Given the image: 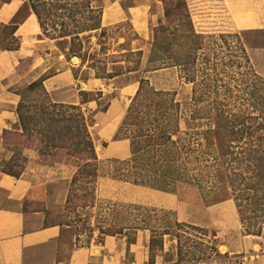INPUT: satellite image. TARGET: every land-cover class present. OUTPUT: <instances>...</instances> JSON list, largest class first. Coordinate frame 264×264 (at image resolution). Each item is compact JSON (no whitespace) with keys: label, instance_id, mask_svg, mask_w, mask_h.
Instances as JSON below:
<instances>
[{"label":"trees","instance_id":"obj_1","mask_svg":"<svg viewBox=\"0 0 264 264\" xmlns=\"http://www.w3.org/2000/svg\"><path fill=\"white\" fill-rule=\"evenodd\" d=\"M83 1V7H87L95 0ZM163 1L164 17L167 20L172 15L186 20L180 26L183 27L184 34L170 38L164 34L166 27H156L145 72L167 67L184 70L186 82L192 84L190 107L188 112L180 109V104L167 98V94L147 89L148 81L141 78L136 94L113 138L127 139L130 147L128 159L115 161L120 165L117 178L165 192H174L179 185L192 187L203 197L216 203L232 200L239 214L243 234L260 236L264 232V79L255 74L245 48L237 40L234 44L235 62L239 64L237 66L244 63L254 76L246 80L244 92L237 94L229 91L232 95L230 104L224 102L226 99L230 100L226 96L207 102L211 93H216L220 98L217 89L220 79L213 75L211 53L209 55V50L205 52L207 45H204L203 35L193 29L186 0H175L170 6L166 4V0ZM28 2L40 29L45 32L40 9H44L46 3L43 0ZM64 6L59 5L56 9H65ZM100 14L101 8L99 19L91 25L75 24L73 29H68L65 23L59 25V38L71 37L73 47L70 51L78 54L72 57L80 58L77 47L81 46V40L78 34L98 29ZM178 27L175 26L174 29L177 30ZM2 28L9 29L11 39L1 50H17L19 41L14 36L17 24ZM228 62L231 65L233 61ZM248 80L252 84H248ZM258 82L262 87L257 86ZM41 84L42 81L38 80L29 84L26 89L35 91L40 88L47 95ZM239 94L247 99L232 108L235 103L233 98ZM79 95L87 94L80 92ZM32 102L35 105H26L21 99L16 113L21 136L28 147L35 148L39 161L64 157L67 162H74L79 155L87 156L83 160L85 163L76 166V172L71 178L65 201L67 210L71 208L72 199L75 198V190L72 188L76 181L81 177H86V184L96 181V174L91 178L87 173L89 163L97 161L88 131L89 115L81 107L87 101L83 99L79 105L50 101L42 105ZM105 110L103 108L101 112ZM186 112V130L180 131L179 116ZM90 194L94 198L92 190ZM116 211L118 215L113 225L100 226L99 233L102 236H135L137 231L149 232L148 264H155L153 249L163 251L165 243L173 239L176 240V262H183L180 242L184 229L199 233L201 245L205 248L199 257L190 258V261L208 262L221 256L215 235L205 229L189 225L187 227L184 223L169 219L171 214L168 212L158 213L156 210L134 205H117ZM222 257L230 258L226 254Z\"/></svg>","mask_w":264,"mask_h":264},{"label":"crops","instance_id":"obj_2","mask_svg":"<svg viewBox=\"0 0 264 264\" xmlns=\"http://www.w3.org/2000/svg\"><path fill=\"white\" fill-rule=\"evenodd\" d=\"M205 1L186 0L191 17L195 19L203 13L201 3ZM208 1L204 17L214 24H219L220 20L229 32L264 34V0ZM26 3L28 0H0V28L14 23L20 10L28 5ZM101 4L102 28L126 23L140 40H150L151 27L164 19L162 0H101ZM14 36L19 41L18 49L0 50V152L5 157L8 153L21 152L33 162L34 168L18 177L0 170V264H148V235L139 239L137 233L130 243L119 237L106 236L101 243L93 240L85 246H72L65 262L59 260L60 239L69 229L57 223H48L45 211L49 208L50 199L62 196V204L65 203L69 188L58 189L55 185L61 181L65 185L72 178L70 166L55 159L52 163L41 164L35 148L24 145L16 113L21 100L18 90L38 80L42 81V88L51 102L56 104L79 105L80 92L113 93L106 110L95 114L99 134L94 141V153L99 161H123L130 156L129 141L113 138L127 109L126 106L124 110L122 100L131 101L138 84L128 82L116 87L115 83L94 75L84 79L76 77L74 70L81 68L80 60L76 57L67 60L57 54L56 42L42 35L31 10L17 23ZM246 52L255 72L264 78V46L251 45ZM96 106L97 102L90 101L81 107L93 112ZM101 186L112 190L128 184L102 180ZM144 195L150 197L146 200H156L154 207L177 212L180 209L181 204L173 194L144 192ZM206 212L200 221H190L216 232L220 254L243 256L242 264H264V237L242 234L232 200L213 205ZM179 216L183 218L186 215ZM183 221L189 220L184 217ZM137 232L143 234L147 231ZM166 243L164 250L167 249ZM127 252L132 254L129 260L126 259ZM155 264L177 263L159 260Z\"/></svg>","mask_w":264,"mask_h":264},{"label":"rangeland","instance_id":"obj_3","mask_svg":"<svg viewBox=\"0 0 264 264\" xmlns=\"http://www.w3.org/2000/svg\"><path fill=\"white\" fill-rule=\"evenodd\" d=\"M43 2L46 3V6L44 9H40L41 17L43 23L45 24V32L41 29L42 35L47 39H51L56 42L57 54L62 55L67 60L74 58L72 55L78 54L70 51L73 47V45H71V37L66 36L59 38V25L61 23H65V26L68 29H73L72 27L75 24H79V26H81L84 23H89V25L96 23V20L99 19V12L102 5L101 0L92 1V3L87 7H83V5L85 6V1L83 0H43ZM165 2L168 6H170V3L174 4L175 0H166ZM162 3L164 4L163 0ZM63 4L65 5V9H56L59 5ZM208 4V0L205 1L204 4L201 3V10L203 13H199V17L195 19L191 17V23L194 31L204 37V45H207L205 52L209 50V55L211 53L213 75L220 79L217 86L220 98L215 95L216 93H211L209 94L207 102H211L209 100L214 101L216 99H221L226 96L229 97L230 100L226 99L224 102L229 103L232 100V95L229 94V91H234L237 94L238 92H244L246 80L254 76L251 74L248 66L244 63L241 64L242 66H237L239 65L235 62L237 59L233 57L235 53L234 44L237 40H239V44L245 48V51L246 48L251 45L264 46V34L256 32L235 33L227 31L226 28L220 24V20L218 21L219 24H214L213 21L211 22L204 17L205 12L208 11L206 10ZM28 10H31L29 4L20 10L14 20V23L10 24V26L15 23H19L24 17H26ZM206 16L208 17V15ZM185 22L186 20L179 18L176 15L170 16L169 20L164 17L162 22L151 27L152 38L147 41L138 39L131 31L130 26L126 23L110 28H102L100 26L96 30L80 33L78 34V37L81 40V46L77 48L80 50V58L78 59L80 60L81 68L74 70V75L76 77H81L82 79L87 78L90 75H94L95 77H101L107 82L115 83L116 87H120L122 84L128 82H136L138 84L139 80L144 78L148 81L147 89H153L156 92L167 94V98H172L176 103L180 104V109L188 112L192 97V84L186 82V72L184 70L177 67H167L152 72H145L148 66L147 63L156 27L163 25L167 29L164 34L168 35L170 38H176L177 36L184 34L182 29L183 27L180 26H182ZM175 26H179L177 30L174 29ZM9 32V29L0 28V50L3 46L9 44V40L11 39ZM230 35L233 38H230ZM234 35L236 38H234ZM228 61H233L234 63L232 62L230 65ZM253 71L255 72L254 69ZM255 74L258 77L263 78L256 72ZM108 76H110V78H108ZM248 84H252V82L248 80ZM259 84L260 83L258 82L257 86H259V88L262 87V85ZM214 91L215 90H213V92ZM18 93L21 94V99L24 103H26V105H35L32 101L42 105H45L49 101L51 102L48 95H45L40 88H37L35 91H28L25 87L18 90ZM86 94V96L79 95L80 102L83 99L87 102H97L95 111L88 112V110L83 109L89 115L88 131L94 144V141L96 142L99 134V128L95 125V114L97 112H101L103 108H107L109 100L114 96V94L111 93L103 95L98 91ZM115 94L118 96L117 92ZM133 98H131V100ZM245 99L247 98L241 96L240 94L238 96H234L233 102L235 101V103H233L231 107L234 108L233 106L241 103V101ZM130 103V99L122 100L124 110L126 109V106L128 108ZM92 105L94 106V104ZM187 112L179 116L181 117L179 122L180 131L186 130V119L188 117ZM24 145H27V143ZM4 157L5 154L0 152V170L3 172L20 175L25 171L33 170L34 168L33 162H31L30 159L21 152H14L13 154L8 153L6 157ZM86 157V155H79L74 162L69 160V162H67L64 157H60L55 160L68 164V166H70L72 177L76 172V166L85 163L83 160H86ZM51 160H49V158L42 159L40 163H49ZM50 163H52V161ZM119 168L120 165L113 160L99 161L97 159L96 163H89V167L87 168V173L90 174V177L96 174V181L92 179L95 183L86 184V177H81L79 178V181H76L75 186L72 188L75 190V198L72 199L71 208H68L67 210L65 209V203L62 204V196L50 199L49 208L45 211L48 223H57L62 226H66L69 229L66 233H64L59 243V260H61L62 263L65 262L68 251L73 248L72 246H85L86 244H90L93 240L98 243L103 241L106 236H102L99 233L100 226L113 225L118 215L116 211L117 205L140 206L156 210L158 213L168 212L171 214L169 219H175L179 223L186 224L187 227L189 225V227L201 228L193 223L195 222L194 220L200 221L205 215L204 213L207 211V208L218 204L216 202H212L209 198L203 197L198 190L188 186L179 185L176 187L174 192H165L147 186L134 185L130 182L117 178ZM90 177L88 180H90ZM70 179L67 181V184L65 183L64 185V182L61 181L56 184L55 187L58 189L60 187L68 189ZM102 180L127 183L128 186H122L123 188L111 190L107 187H100ZM79 186H81V188ZM78 187L79 189H77ZM126 187L128 188L126 189ZM135 187L136 189H134ZM137 187L142 190H139ZM91 190L94 192V198H91ZM60 191L62 190L60 189ZM139 191H142V193ZM144 192L147 194L151 192H162L175 195L178 202L181 204L179 211L177 212L175 210L154 207L153 205L156 204V200L155 202L153 199L146 200V198L150 197L145 196ZM145 201L148 203H142ZM149 201H151V203H149ZM83 205L85 206L82 207ZM179 214L186 215L184 217L189 221H183L184 217L181 218ZM194 216H196V219ZM237 216L240 221L238 212ZM190 220L193 222L191 223ZM205 230H207L210 234L215 235L216 239L215 231L208 229ZM184 231L185 233L180 242V245L182 246L181 255L183 262L180 264H208L209 262H216L218 264L243 263V256L228 255L230 258L225 259L222 257L223 254L220 253V257H215L213 260H209L208 262L194 263V261H190V258L199 257L201 255L200 252L205 248L202 246L203 244L201 245L202 242L199 233L192 231L191 229H184ZM241 232L243 234L242 225ZM137 235H139V239L141 237L146 238L148 235L149 239L148 232L143 234L137 232ZM260 236L264 237V232L261 233ZM115 237L125 239L127 243L134 241L133 235ZM166 244V250L163 249V251H158L156 248L153 249L155 263L159 260L166 263L173 261L176 262V240L173 239L172 241H168ZM131 255V253L127 252L126 259L129 260Z\"/></svg>","mask_w":264,"mask_h":264}]
</instances>
